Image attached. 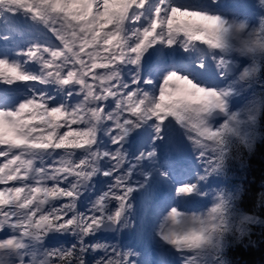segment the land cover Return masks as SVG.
<instances>
[{
  "label": "snow or ice",
  "instance_id": "obj_1",
  "mask_svg": "<svg viewBox=\"0 0 264 264\" xmlns=\"http://www.w3.org/2000/svg\"><path fill=\"white\" fill-rule=\"evenodd\" d=\"M257 55L228 0H0V264H205L264 207L216 178L251 151Z\"/></svg>",
  "mask_w": 264,
  "mask_h": 264
},
{
  "label": "clouds",
  "instance_id": "obj_2",
  "mask_svg": "<svg viewBox=\"0 0 264 264\" xmlns=\"http://www.w3.org/2000/svg\"><path fill=\"white\" fill-rule=\"evenodd\" d=\"M259 5L262 10V14L259 16L260 19H264V6L261 5L259 0ZM237 23H248L246 18H239ZM254 64L256 70L249 77L250 80H259L264 78V56L257 55L254 60H251L249 64L245 67H251ZM244 83L245 90L249 87L246 82ZM257 98L264 97V89H257ZM250 115L251 119H248V114H245V119L248 124L247 133L249 140L251 142V151L248 150L246 146H238L233 150L231 161L227 159L224 161L221 173L216 177L221 181H229L230 177V164L232 161H242L245 158V153L249 155L254 152L258 144H264V102L253 105L250 104ZM264 183V182H262ZM224 186V185H222ZM215 187V186H214ZM240 199H243V192L240 194ZM243 215L233 214L230 218L229 227L220 235L219 237V249L213 250L211 252V259L207 260L205 264H233V261L228 258V250L235 244L242 243L245 238L252 237L255 228H260L264 230V207H258L253 212H247L241 209ZM243 216H253L255 217L252 221H247L243 219ZM241 229H243V234H241ZM252 246L257 247L256 241H250ZM264 242V231L261 234V241ZM14 255H23V252L14 253ZM6 264H21L19 259L8 260ZM23 264H28L27 261H23Z\"/></svg>",
  "mask_w": 264,
  "mask_h": 264
},
{
  "label": "trees",
  "instance_id": "obj_3",
  "mask_svg": "<svg viewBox=\"0 0 264 264\" xmlns=\"http://www.w3.org/2000/svg\"><path fill=\"white\" fill-rule=\"evenodd\" d=\"M232 164L247 177L244 188L255 191L264 186V144H258L253 153H245L244 160L232 161ZM262 231L255 228L252 237L229 248L228 257L234 264H264V242H260ZM250 241H256L258 246H252Z\"/></svg>",
  "mask_w": 264,
  "mask_h": 264
},
{
  "label": "rangeland",
  "instance_id": "obj_4",
  "mask_svg": "<svg viewBox=\"0 0 264 264\" xmlns=\"http://www.w3.org/2000/svg\"><path fill=\"white\" fill-rule=\"evenodd\" d=\"M258 26V25H257ZM236 186H238L239 187V185H236Z\"/></svg>",
  "mask_w": 264,
  "mask_h": 264
}]
</instances>
